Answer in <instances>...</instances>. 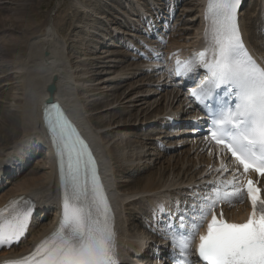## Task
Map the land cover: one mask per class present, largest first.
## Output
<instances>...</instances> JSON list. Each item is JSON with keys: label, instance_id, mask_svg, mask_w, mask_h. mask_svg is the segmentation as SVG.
<instances>
[{"label": "snow or ice", "instance_id": "obj_1", "mask_svg": "<svg viewBox=\"0 0 264 264\" xmlns=\"http://www.w3.org/2000/svg\"><path fill=\"white\" fill-rule=\"evenodd\" d=\"M240 4L241 0H209L205 18L211 21L206 35L210 31L212 58L206 59V48L187 60L177 59L175 69L169 70V75L182 77L193 69H206L204 84L191 92L205 107L222 86L234 97L208 113L210 141L220 155L230 153L234 159L232 179L210 182L213 188L188 205L187 214L163 231L157 229L169 239L175 264H264V187L258 186L264 185V64L245 46L238 23ZM139 43L147 50V58L163 59L162 53ZM49 90L55 91V86ZM44 111L62 159V217L29 255L6 264H121L114 216L99 183L95 159L58 103L49 100ZM217 171L230 169L222 161ZM251 173L257 174L256 180ZM245 194L251 211L243 222L225 219L222 209L217 212L221 203L242 202ZM10 203L22 206L0 210V246L23 237L33 212L30 200Z\"/></svg>", "mask_w": 264, "mask_h": 264}, {"label": "bare ground", "instance_id": "obj_2", "mask_svg": "<svg viewBox=\"0 0 264 264\" xmlns=\"http://www.w3.org/2000/svg\"><path fill=\"white\" fill-rule=\"evenodd\" d=\"M132 2L134 3V1ZM177 2H179V0H177ZM182 3L185 4L184 1ZM75 4L81 7H77L78 10L80 9L79 12H84L82 7L87 6L83 3L79 4V2L76 1ZM159 4L162 3L160 2ZM177 4L179 3H176V5ZM41 5V0H0V40L3 43L7 40L6 44L0 46V60L8 62V68L6 67L7 69H4L3 73L10 72L3 75L11 76L9 79H4L5 77L2 76L0 77V83H4L3 86L0 87V93L2 95L4 87H10L18 91L17 93L15 92L16 95L13 97L15 101L13 109H10L9 106L11 105L9 103L10 97L9 101L4 97L0 99V172L3 171L1 167H3L5 162L11 161V158L17 153L18 147L22 144L27 146V144L35 142L38 149L43 152V159L41 161L34 164L27 172L24 170V172L19 175L20 177H17L9 184L3 185L0 190V210L7 205L11 199L13 200L16 196L25 194L36 199L37 209L39 211L33 218L29 237L23 240L19 247H14L15 249L10 251L0 252V261L7 258L22 256L30 252L42 240L49 237L53 229H55V219L52 218V214L60 209L58 197L55 196V191L53 190L55 183L54 173L56 172V170H54L55 160L49 143L46 140L42 123L36 115V112L38 114L41 113L42 103L45 99L49 98V93L46 92V88L52 83L55 86L53 97L62 100L74 111L81 126L91 137L96 149L102 156L104 164L107 166L106 174L110 178L107 176L106 178L113 189L112 195L118 212V219L114 229L116 233L118 258L119 260L121 259L122 263L127 255L128 257L131 256V252L146 251L149 247L154 246L151 243L152 241H157L153 235L145 231V220H140V222L135 225L136 231H133L129 226V216L139 213L142 209L145 210L148 207L154 206L164 197L186 195L188 192L187 187H200L198 177L208 167V164L211 162V157L204 152L202 145L198 141L193 143L194 138L187 136L174 138L172 141L170 140L168 142L169 144H175L177 142V145L179 142L185 141L184 145H188L187 150L181 149L182 146H174L173 148L170 146L171 148H169L168 151L171 153L170 156H167V148L161 151L157 149V147L154 148L151 146V149L148 148L144 150L146 147L145 144L151 145L150 140L154 138L150 133L147 134L151 129H149V127L152 123L156 124L158 121L167 122L169 119L165 117L161 119L163 115L166 116V114H168L174 118H178L182 110H190L186 108L184 98L179 89L172 91V96H170L169 92L162 95L160 102L158 101L156 103L149 115L139 117L140 115L135 116L136 114L129 113L128 119L133 118L134 120H132V122L123 121V125L120 126L118 124L123 118L120 119V121H111V119L107 121V119H102L106 114L101 115L99 112V115H96V117L93 116V119L90 117L86 118L85 111L87 110H85V106L83 107L81 103L83 101H81L78 93V82L80 79H74V72L72 71L70 60L66 54L65 44L56 36L57 29L61 26L64 19L55 20L54 17L51 16V10L46 13L44 18L42 16L43 19L41 20L39 16L40 11L37 12L36 8L37 6L40 8ZM201 6V0H199L198 5L195 6L197 9H194L195 14H197L196 21H198V23L195 25L196 27L192 29V41H190L188 37H184L182 33L183 29L180 28L176 31V35L173 34V36H168L169 45L165 48H160L163 53L166 55L179 53L187 46H191L194 43L199 44L202 41L206 25L200 13ZM184 7L185 6L180 7L178 11L179 16L185 11ZM155 9L157 10V8ZM158 10H160V8ZM254 10L255 9L252 8L247 14L241 11V24L246 42L253 46L255 52L264 62V44H262L259 39V37H261L260 29L263 25L256 24L257 20L255 18H257V16H255ZM163 13H165V11H163ZM167 15L169 16L170 13ZM246 15L248 16L246 17ZM162 18L164 17H161V19ZM249 22L251 24L250 26ZM69 27L70 26H68V28ZM88 27L90 26H86V28ZM162 27L163 25H160V28ZM6 37H9V40ZM115 40L117 41L118 38ZM98 41L100 42L101 39ZM92 62L93 61L87 62L86 60L81 62V66L86 68L81 75L90 73L87 67L90 66ZM136 67L135 69L133 67L132 71L116 73L115 77L118 78V76H123V74L131 75L136 73V71L144 69V66L141 64ZM145 68L149 69L147 64ZM12 79L17 82L14 84H18L17 87H15L12 82H6ZM100 79L101 78H95L94 76L81 77L82 82L80 86H83L86 82L101 81ZM150 80H153L152 82L154 84L157 79L152 77ZM163 84L164 87L172 85L171 82L165 79ZM162 86L161 90H163ZM82 89L83 93L89 94V92L96 91L100 88L87 86V89L83 87ZM158 89L160 88L159 86L157 87L156 84L155 90H157V93L161 91ZM123 94L124 92L122 95ZM93 96L94 94H89L88 96L86 95L85 98L90 99V97ZM128 99L129 96L125 95L122 100L127 103L129 102ZM118 100L119 99L115 100V102ZM91 102L92 103H88V107L90 106L89 108H92V110L101 108L96 101L93 100ZM163 102L165 108L162 109L160 105ZM183 103L184 105L180 107ZM148 110L149 109H144L141 113L146 114ZM167 110H169L168 113L166 112ZM116 111L117 109H113V113L112 111L109 113L114 114ZM143 121H147V123L144 124ZM138 123H140V125L144 124L142 127L139 125L141 130L144 126H147L146 132L142 133L147 141L145 143L141 141L140 143H142V145L135 148L138 149L135 153L126 155L128 153H126L125 148L120 145L121 142L118 137L126 135L130 130L135 129ZM105 125L107 126V131L103 130L106 127ZM110 126L113 127L112 129L110 128L111 130L109 131L108 128ZM159 139L164 140L165 137H160ZM139 140H141L140 137ZM149 149L152 151V154H155V162L158 160V163L159 160L164 157L166 158V165L159 167L154 172L145 174L142 178L134 182L133 180L121 181L120 172L123 170L131 169V171H133L131 177H135L134 174H137L139 169L144 171L149 168L151 163H148L147 160L142 161L145 159ZM149 155L148 153V156ZM139 202L142 203V209H136V204ZM237 208L238 210L236 211L230 206H224L226 216L231 219H241L245 217L247 210L246 204L242 203L238 205Z\"/></svg>", "mask_w": 264, "mask_h": 264}, {"label": "rangeland", "instance_id": "obj_3", "mask_svg": "<svg viewBox=\"0 0 264 264\" xmlns=\"http://www.w3.org/2000/svg\"><path fill=\"white\" fill-rule=\"evenodd\" d=\"M75 1L79 2V4L83 3L84 5L85 4L87 5L86 6L87 8L82 7V10H84V12H79L80 9L78 10V8L81 7L78 6V4H75ZM136 1H138V3L133 5L131 2H129V0H41L42 5L40 6V8L38 6L36 7L37 12L38 11L41 12V14L39 12V16L41 17L40 18L41 20L44 18L46 13L51 10H52L51 16L54 17L55 20L64 19L61 23V26H59L57 29L58 31L56 32V36L58 37L59 40L61 39L62 43L65 44L66 54L70 60L72 71L74 72V79L75 78L78 80L80 79V81L78 82L79 84L78 93L81 101H83L81 102L83 107L85 106L84 108L85 110H87L85 111L86 118L90 117L91 119H93V116L96 117V115L99 114L101 115L106 114L102 119L104 120L107 119V121L110 119L111 121H118V120L120 121V119L123 118L118 124L120 126L123 125L122 123L123 121L132 122V120H134L133 118L128 119L129 113L136 114L135 116L140 115L139 117H143L144 115H149L150 111L156 105V103L158 101L160 102L162 95L166 94V92H170L169 86L164 87L163 84L162 86L163 90L158 89L161 90L160 91L161 93L160 92L157 93L156 92L157 90H155V85L156 84L157 86L161 85L160 84L161 81L156 80V82L153 84L152 82L153 80H150V78L153 77L156 79L157 77L151 76V74L146 73L143 70L136 71V73H134L135 75L123 74V76H118V78L115 77L116 73H123L124 71H132L133 67L135 69V67L137 65H140V63H139V59L137 58L134 60L127 58L132 56L133 54L131 53L132 51L127 49L126 43L122 42L123 41L122 38H124V40H126L127 38L130 40L129 38L130 35L126 34L130 31L121 29L122 31L125 32V34L123 35L119 34L118 40L116 41L115 39H107L109 37L108 28L111 27L114 29L120 24L129 25V23L126 20L129 19L131 20V22H133L132 20L136 18V15H138L139 12L149 14L152 5L153 6L155 5V7L157 8L161 6L159 5V2H161V0H136ZM183 1L185 2V4L182 3ZM177 3L179 4L175 5V19L172 21L173 23L170 24L169 27L170 30L168 33L170 34V36H172L173 34L176 35L175 31H178V29L182 28L183 29L182 33L184 37L186 38L188 37V39L192 41L191 40L193 37L191 35L193 31L192 29H194V27H196L195 25L198 23V21H196L197 14H195L194 9H197L195 8V6L198 5L199 0H179V2ZM181 6H185L184 7L185 11L181 16H179L178 11ZM253 7L255 9L254 14L257 16L258 20H261V18L263 17V14L261 12L264 11V1L247 0L245 6L243 7L244 14H247V12L250 11L251 8ZM247 16L248 15H246V17ZM100 18L104 19L105 22L107 21V24L104 23L103 20H101ZM115 22L117 23L119 22V25L113 24ZM250 25L251 24L249 22V26ZM68 26L70 27L68 28ZM86 26H90V27L86 28ZM100 37H105L103 39V43L98 41L102 39ZM262 38H264V36H262ZM6 41H4V43L0 42V46L6 44ZM260 42H262V40H260ZM83 60H86L87 62L93 61L92 64L87 67L88 71H90L89 74L81 75L82 72L86 69L85 67L81 66V62H83ZM7 64L8 62L0 60V74H1L0 77L1 76L5 77L4 79L11 78V76H4L10 72H6L5 74L3 73L4 69L8 68ZM90 76H94L95 78L96 77L101 78L100 79L101 81L89 82V83L86 82L83 86H80L82 82L81 77H90ZM12 80H7L6 82L7 83L12 82L13 85L17 83L15 82V80L13 81ZM3 84L4 83H0V87H2ZM17 85L14 86L17 87ZM87 86L99 87L100 89L93 92H89V94L91 95L94 94V96L90 97V99L89 98L86 99L85 98L86 95L88 96L89 94L83 93L82 87L87 89ZM15 92L17 93L18 91L10 87L9 88L4 87L2 95L0 93V99L4 97L5 99L7 98L6 99L7 101H9V97H10V101H9V103L11 104L9 105L10 109L14 108L15 101L13 97H15L16 95ZM123 92L124 94L122 95ZM125 95L129 96L128 99L129 102L127 103H125L122 100L125 97ZM92 99L96 101L101 108L97 110H92V108H89L90 106L88 107V103H92L91 102L93 101ZM117 99L119 100L115 102V100ZM160 107L162 109L165 108L164 102L160 105ZM113 109H117V111L114 112V114H110L109 113L110 111H112L113 113ZM144 109L145 110L149 109L148 111H146V114L141 113V111ZM143 123L145 124L147 123V121H143ZM144 124L140 125V123H138L135 129L130 130L129 133H127L126 135H121L118 137L120 138L119 140L121 142L120 145L124 147L126 153H128L126 155H131L132 153H135L138 150L135 148L141 146L142 143H145L147 141L143 137L144 135H142V133L146 132L147 126L146 127L144 126L141 130V127ZM112 127L113 126H110L108 128L109 131L112 129ZM149 129L150 131L147 134L153 131V128L151 126L149 127ZM103 130L107 131V126ZM108 134H107V138H108ZM139 137L141 140H139ZM141 141L142 143H140ZM145 146L146 147L144 148V150H147L152 145L145 144ZM168 146L169 148L171 147L173 148L175 144L168 143ZM181 146H182L181 149L183 150H187L188 148V145H184V146L181 145ZM150 149L146 153L145 159H143L142 161L147 160V162L151 163L152 165L150 164L149 168L144 171H141L142 169H139L138 173L134 174L135 177H131L133 173L131 169L121 171L120 172V179H122L121 181L133 180L134 182L139 178H142L145 174L154 172L159 167L166 165V158L164 157L161 158L158 163H157L158 160L155 162L154 161L155 154H152V151ZM32 150H34L33 154L34 153L35 154L30 155L28 157L29 165L27 164L28 168L26 172L32 166H34V164H36L38 161H41L43 159L42 158L43 155L40 152L36 151V148ZM148 153L150 154L149 156ZM170 154H171L170 152H167V156H170ZM138 205L140 204L138 203L136 207ZM136 216H137L136 214L134 216L131 214V218H130L131 220L129 221L130 226H132V229L134 230L136 229L135 228V223H136L135 218H137Z\"/></svg>", "mask_w": 264, "mask_h": 264}, {"label": "water", "instance_id": "obj_4", "mask_svg": "<svg viewBox=\"0 0 264 264\" xmlns=\"http://www.w3.org/2000/svg\"><path fill=\"white\" fill-rule=\"evenodd\" d=\"M52 85H54V84H50V85L48 86V91H49L50 94H52V93L54 92V91H50V90H49L50 87H51Z\"/></svg>", "mask_w": 264, "mask_h": 264}]
</instances>
